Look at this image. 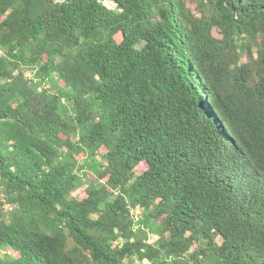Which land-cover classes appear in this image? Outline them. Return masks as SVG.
Masks as SVG:
<instances>
[{
    "label": "trees",
    "instance_id": "trees-1",
    "mask_svg": "<svg viewBox=\"0 0 264 264\" xmlns=\"http://www.w3.org/2000/svg\"><path fill=\"white\" fill-rule=\"evenodd\" d=\"M107 1L0 0V264H264V0Z\"/></svg>",
    "mask_w": 264,
    "mask_h": 264
},
{
    "label": "rangeland",
    "instance_id": "rangeland-1",
    "mask_svg": "<svg viewBox=\"0 0 264 264\" xmlns=\"http://www.w3.org/2000/svg\"><path fill=\"white\" fill-rule=\"evenodd\" d=\"M107 3L111 7H115L116 6V3H114V2H112L110 0H108ZM189 6L192 8V10L197 15H201L200 9L197 8L198 7L197 3H190ZM0 55H2L1 49H0ZM27 74L29 76H32L34 73L31 70H27ZM89 178H91L92 180H94L95 179V176L92 173H89L88 174V179ZM85 179H87V178L85 177ZM83 192H84V188H81V189H79L76 192V194H78V196H81V195H83ZM0 209H2V212L4 213L5 216L7 215V217H9V215L12 213V205H11V203L8 202V196L6 195L5 187L3 186L2 182H1V177H0ZM132 213L135 215V217H138V216L140 217V215H142L140 209H135V210H133ZM154 239H155L154 235L151 234L150 235V240L151 241H154ZM122 242H124V240H122ZM196 247L197 246L195 245L192 249H195ZM5 253L6 252L3 251L1 253V255H4ZM134 264H149V263H148V261H144V262L137 261V262H134Z\"/></svg>",
    "mask_w": 264,
    "mask_h": 264
}]
</instances>
